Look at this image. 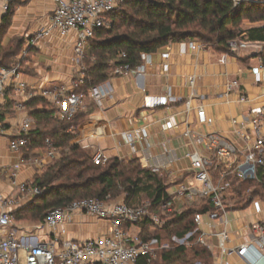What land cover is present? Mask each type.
Masks as SVG:
<instances>
[{
  "label": "crops",
  "instance_id": "obj_1",
  "mask_svg": "<svg viewBox=\"0 0 264 264\" xmlns=\"http://www.w3.org/2000/svg\"><path fill=\"white\" fill-rule=\"evenodd\" d=\"M53 9L52 0H15L10 23L0 32V66L18 62L21 79L27 84L25 92L9 84L1 98V122L5 131L0 135V194L13 199L9 210L12 228L18 231L19 236H35L33 244L49 240L54 235L79 242L105 236L111 230L108 220L81 212L74 213L54 231L48 227L39 228L43 220L36 218L32 209L36 195L29 190L34 187L35 178L52 163L47 155L48 147L42 146L34 131L37 127L34 111L44 110L46 105H50L41 96L44 89L70 84L84 75L83 64L75 59V31L66 36L53 32L41 40H33L36 32L49 24ZM3 16L0 7V29ZM263 25V22H251L229 13L223 20L222 30L237 31L240 33L237 38L247 42L246 46L221 51L196 39L172 42L142 55L140 64H144L145 72L112 73L108 81L102 83L107 85L109 94L103 97L100 105L88 98L83 109L86 117L79 126L70 128L69 131L77 132L73 142L91 154L100 148L109 160L129 162L139 159L143 169L158 172L166 179L170 195L176 185L174 181H182L191 173V160L186 153L200 149L184 136L187 128L198 133L218 132L230 139H237L235 132L241 128L253 138L257 135L251 118L264 107V43L251 40V37L262 33L257 28ZM191 41L197 44L196 48L189 46ZM10 47H15L16 52ZM224 56L225 63H222ZM224 76L238 81L230 96L225 95ZM170 89L171 96L168 95ZM241 94L247 95V101H240ZM200 105L205 107L212 122L199 121ZM29 118L33 129L23 134L27 136L28 145L19 152L10 150L8 139L18 137L22 133V122ZM260 131L264 133V121ZM126 132L132 134L133 145L127 142ZM147 150L151 157H146ZM32 156L39 158L41 163H28L27 159ZM166 160L171 161L168 168L154 169ZM17 164L19 169L15 168ZM14 171L17 182L28 184L27 192H20L12 183ZM126 199L127 195L121 194L108 201ZM129 201L139 205L148 198L145 193H137ZM244 224L247 225L244 219L233 224L230 246L240 244L247 237L248 229L239 228ZM139 230L138 226L130 227L131 233ZM216 241L213 238V242ZM213 252L215 264L217 259L222 260V256H219L217 248Z\"/></svg>",
  "mask_w": 264,
  "mask_h": 264
},
{
  "label": "built area",
  "instance_id": "obj_2",
  "mask_svg": "<svg viewBox=\"0 0 264 264\" xmlns=\"http://www.w3.org/2000/svg\"><path fill=\"white\" fill-rule=\"evenodd\" d=\"M14 1L0 0L3 14L11 10ZM52 1L54 9L49 24L39 29L33 40H41L53 32L66 36L75 31V59L83 64L84 71L88 41L97 30L110 26L109 13L121 8L126 0ZM247 44L237 37L228 41L231 50ZM189 46L196 48L197 44L191 41ZM118 56L124 59L126 53L120 52ZM225 59L226 56L222 59V63H225ZM128 72H145V66L139 64L131 67L129 64L121 63L113 71L116 75ZM83 76L75 78L70 84H61L42 91L41 96L55 106L56 118L71 120L79 110L85 109L88 98L100 105L103 97L109 94L105 84L92 86L88 94L78 91L83 82ZM191 82L193 83V80ZM11 83L18 91H26L27 84L21 79V66L18 62L10 66H0V135L5 131L1 122L3 111L1 98ZM223 84L226 89L225 95L230 96L232 93L230 91L238 86V81L228 80L224 76ZM168 95L171 96V89L168 90ZM239 99L245 102L247 95L241 94ZM189 105L190 102L187 101V106ZM198 119L200 122L213 121L202 105L198 107ZM263 121L264 107L251 118V123L257 132L254 138L243 128L235 132L237 139H230L218 132L198 133L187 128L184 136L200 146V149L186 153L191 160L189 177L179 182L174 181L176 185L173 192L159 206L162 213H169L181 211L203 200L210 202L212 209L196 212L194 223L195 231L199 233L197 242L212 254L217 248L219 256H222V260L217 259L215 264H236L237 262L264 264V219L261 218L260 212H257L259 219L253 224L239 226L242 229L247 228L248 232L244 241L236 246H230L229 243L230 229L234 225L228 217L230 211L239 210L234 207V204H230L234 194V181L254 180L257 179L260 171L264 172V133L260 131ZM32 124L30 118L22 122V133L18 137L8 139L10 150L19 152L26 146L27 139L23 134L32 129ZM125 137L127 142L133 145L132 134L126 132ZM47 147V155L51 162L57 158L58 149L50 140H47ZM133 150H135L134 146ZM92 155L97 165H105L109 160L100 148H96ZM151 156V152L147 150L146 157ZM27 161L30 164L41 163V160L34 156ZM170 162L166 160L154 166V169L156 171L166 169ZM15 168L19 169L20 165L17 164ZM171 174L173 176L174 173L171 172ZM172 179L176 180L175 177ZM11 180L20 192L28 191L26 182H17L16 171L11 174ZM29 191L32 195H39L44 189L32 187ZM12 204V198L0 194V264H138L142 258H146L150 264L157 256L156 239H144L140 236V230L131 233L130 227L138 226L145 218H149L155 225L161 226L165 223L161 215L153 209L150 201L133 206L125 201L81 198L67 206L51 209L38 227H48L54 231L67 222L74 213L81 212L108 220L111 225L109 234L79 242L54 235L49 240L37 241L33 244L35 236H19L18 231L12 228L13 219L9 211ZM240 219L235 222L238 223ZM193 234L194 232H189L184 237H174L173 240L178 245H190ZM213 238H216V243L213 242Z\"/></svg>",
  "mask_w": 264,
  "mask_h": 264
},
{
  "label": "trees",
  "instance_id": "obj_3",
  "mask_svg": "<svg viewBox=\"0 0 264 264\" xmlns=\"http://www.w3.org/2000/svg\"><path fill=\"white\" fill-rule=\"evenodd\" d=\"M14 9L15 1L11 10L3 16L0 32L9 25ZM229 13L251 22L264 23V2L126 0L121 8L109 13L111 25L97 30L88 41L84 60L86 68L78 91L88 94L92 86L108 81L119 64L135 67L142 62L143 54L154 52L172 42L196 39L207 46L228 51V41L240 34L222 30L223 20ZM257 29L262 33L252 36L251 40L264 43V25ZM10 50L16 52L15 47H10ZM120 52H125L126 58H120ZM54 112L52 103L46 105L44 110L34 111L37 121L34 131L42 146L47 147V140H50L55 148L60 149V155L33 182L34 187L44 189L42 194L35 196L32 204L36 218L42 221L51 209L67 206L81 198L107 201L126 194L125 202L138 206L132 204L129 198L137 193H145L153 209L164 219L159 206L169 198L166 179L158 172L143 169L137 158L129 162L110 159L105 165L95 164L93 155L73 142L77 132L69 131L81 124L86 117V110H79L71 120H60ZM256 196L264 200V172L260 171L254 180L234 181L232 200L235 208H247ZM208 209H212V205L203 200L181 211L169 212L171 219L164 220L161 226L155 225L149 218L142 220L138 224L140 236L156 239L157 256L150 264L159 256L158 250L162 262L169 264H214L212 253L197 242L199 233L195 231L194 223L195 213ZM156 230L166 234L172 231L173 238L184 237L189 232L194 234L190 238V245H175L165 249L162 247L163 234L153 232ZM138 264L149 263L146 258H142Z\"/></svg>",
  "mask_w": 264,
  "mask_h": 264
},
{
  "label": "rangeland",
  "instance_id": "obj_4",
  "mask_svg": "<svg viewBox=\"0 0 264 264\" xmlns=\"http://www.w3.org/2000/svg\"><path fill=\"white\" fill-rule=\"evenodd\" d=\"M126 8V7H124ZM112 20L109 19V24L111 23ZM43 193V192H42ZM41 193V194H42ZM40 195V194H39ZM234 200H231L230 204H233ZM257 212H260L261 218L264 219V201L263 198L260 196H256L254 201L252 202V204L246 208V209H239V210H235V211H230L228 214V217L230 220H232L233 224H236V220L241 218L244 219L247 224H253L255 222V220L259 219V215L257 214ZM164 217V220H169L171 219V213H164L162 215ZM160 229V227H159ZM153 232H160L163 234V245H165V249H171L172 247H174L175 245H178L175 241H173V235H172V231H167L168 234L163 233L162 230H156ZM162 245V246H163ZM162 250V249H161ZM161 252L160 250H158V255L160 256ZM157 257L156 261L153 264H169L166 262H162L160 257Z\"/></svg>",
  "mask_w": 264,
  "mask_h": 264
}]
</instances>
